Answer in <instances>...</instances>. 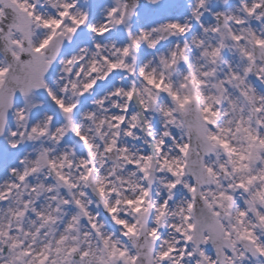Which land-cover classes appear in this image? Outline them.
<instances>
[{
  "label": "snow or ice",
  "instance_id": "1",
  "mask_svg": "<svg viewBox=\"0 0 264 264\" xmlns=\"http://www.w3.org/2000/svg\"><path fill=\"white\" fill-rule=\"evenodd\" d=\"M0 264H264V0H0Z\"/></svg>",
  "mask_w": 264,
  "mask_h": 264
}]
</instances>
